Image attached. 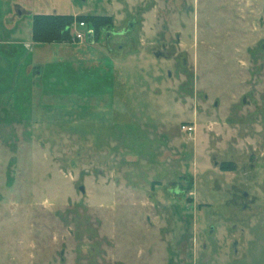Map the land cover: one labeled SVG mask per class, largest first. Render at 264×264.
<instances>
[{"label": "rangeland", "instance_id": "obj_1", "mask_svg": "<svg viewBox=\"0 0 264 264\" xmlns=\"http://www.w3.org/2000/svg\"><path fill=\"white\" fill-rule=\"evenodd\" d=\"M171 2L0 0V264H203L189 244L209 228V264H264V0ZM53 14L114 24L34 44ZM176 33L170 59L150 50Z\"/></svg>", "mask_w": 264, "mask_h": 264}, {"label": "flooded vegetation", "instance_id": "obj_2", "mask_svg": "<svg viewBox=\"0 0 264 264\" xmlns=\"http://www.w3.org/2000/svg\"><path fill=\"white\" fill-rule=\"evenodd\" d=\"M172 2L170 3V5H173L176 9H178L179 8V5H180V3H178V0H171ZM23 13V11L21 10V8H17V14H18V16L19 15H21V14ZM53 15H56V14H53ZM71 16V15H70ZM100 17H111V16H100ZM112 18V17H111ZM113 19V18H112ZM239 22V20L237 19L236 20V23H238ZM250 22H251V20H250ZM113 24H114V20H113ZM113 24H112V26L111 27H102L101 29H99V30H95V28L93 27H90L89 26V29L93 32V44L94 43H96V42H98L102 37L100 36V33H101V31H103V30H105V29H110V28H112L113 27ZM127 25H128V23H127ZM237 27V26H236ZM164 28V27H163ZM238 28V27H237ZM126 31H127V34H126V36H125V39H127L128 41V44H132V42H133V37H132V25H128L127 26V28H126ZM233 32H236V29H235V24L233 25ZM115 33H116V31H115ZM126 33V32H125ZM107 36V35H106ZM114 36V35H113ZM108 37V36H107ZM130 41V42H129ZM178 41H179V36H178V33H176V35L174 36V42L172 43V44H170V45H168V43L166 42V41H162V40H160L159 41V43L156 45V46H151L150 47V50H151V48H153V49H155L156 50V52H155V55H162V57L163 58H165V59H170V54H176V52H177V46H178ZM134 43V42H133ZM71 44H73V43H71ZM125 44V43H124ZM133 45V44H132ZM121 46H123V45H121ZM252 48V47H251ZM255 50V51H254ZM256 52V53H254V52ZM154 53V52H153ZM182 53H183V51H182ZM252 54H253V56H254V59H252L251 61L253 62V65L254 64H258V71H260V72H262L263 73V76H262V74L261 73H258V71H257V73L255 72V71H253V77H254V82L255 83H258V82H261L262 84H264V41H263V43H261V44H259L258 46L257 45H255L252 49H251V51L249 52V55L250 56H252ZM248 66V65H247ZM251 66V65H250ZM249 67V66H248ZM260 74V77H259V79L261 80H259L258 78H257V76L256 75H259ZM250 97L252 98V100L251 101H248V100H245L246 98H242L241 99V102L244 104V105H253V103H254V105H256L257 104V102H258V106L260 105L261 106V98L259 99H257V101H256V98H254L253 97V93H250ZM253 113H255V112H253ZM253 113H250L249 115H248V121H251V120H253V122H251L252 124H253V127H254V129H255V131L257 132V133H259L260 135H261V137H263L264 138V114L263 115H254ZM244 116V115H243ZM241 119H243V117H242V115H240L239 116ZM245 117H247L246 115H245ZM257 120L260 122V124L258 125V124H256L257 123ZM193 128H194V130H195V125H194V123L193 124H190ZM196 131V130H195ZM195 133V132H194ZM261 137H259L260 138V140H262L261 139ZM250 146V145H249ZM252 146H254V145H252ZM256 146V145H255ZM253 147V151H256V149H257V147ZM259 157H260V161H258V159L256 160V161H258V163H257V165L258 166H256V168H254V167H250L251 168V170H254L255 171V173H254V175L256 176V172H259V174H257L258 176H260L261 175V177H262V174H264V173H261V172H263L264 171V169H262L261 168V166H262V164L264 165V163H262L261 164V166H259V162H263L264 161V153H262V154H259ZM227 164V163H226ZM225 166V163H222L220 166H218L220 169L221 168H223ZM259 168V169H258ZM222 170V169H221ZM222 171H226V172H228L229 171V169L228 170H222ZM230 171H232V169L230 168ZM242 175H243V177L244 178H246V179H248V177L249 178H252L254 175L252 174L251 176H247L248 174L245 172V170L243 169V171H242ZM262 179V178H261ZM260 179V180H261ZM257 180H255V182H256ZM244 198L247 200V193H244ZM255 210V209H254ZM255 216V215H254ZM205 230H206V228H205ZM214 232H213V229L212 228H209L208 230H206V232H205V238H202V241L201 242H198L197 243V241H196V243H195V245L194 244H192V242L189 244V248H190V250H193V248H194V246H195V248H196V246H198V248H197V251H198V253H199V256H201V263H203V264H209L211 261H212V259L216 256V255H218V251H220L221 250V243H220V245H219V243H217L216 242V240H215V242H214V240L212 239V238H210L211 237V234H213ZM188 236V235H187ZM198 236H199V234H198ZM183 240H187V238H183L182 239V241ZM232 245H233V243H232ZM231 245V246H232ZM220 246V247H219ZM219 247V248H218ZM232 248V247H231ZM139 251H140V249H139ZM138 253V251L136 250L135 251V253ZM196 252V251H195ZM195 256H196V254H195ZM195 258H197V257H195ZM216 258V257H215ZM214 258V259H215ZM173 262H174V258H171V260L169 259L168 261H167V263L166 264H173ZM225 264H226V262H224ZM227 264H230V262H227ZM235 264H236V262H235Z\"/></svg>", "mask_w": 264, "mask_h": 264}, {"label": "trees", "instance_id": "obj_3", "mask_svg": "<svg viewBox=\"0 0 264 264\" xmlns=\"http://www.w3.org/2000/svg\"><path fill=\"white\" fill-rule=\"evenodd\" d=\"M74 22L86 23L95 30H99L102 27H111L113 19L100 16L33 15L32 42L34 44H71L68 29Z\"/></svg>", "mask_w": 264, "mask_h": 264}, {"label": "built area", "instance_id": "obj_4", "mask_svg": "<svg viewBox=\"0 0 264 264\" xmlns=\"http://www.w3.org/2000/svg\"><path fill=\"white\" fill-rule=\"evenodd\" d=\"M76 26H79L81 28H84L87 26L86 23H78V22H74L70 28L68 29L69 33L71 31V28H74ZM91 30L88 29V31L86 33H81V32H78V31H75V34L74 35H71V40H72V43H75V42H85L87 40V36H88V33L90 32ZM92 40H93V37H92ZM180 131L185 134V135H188V136H192L195 132L194 128L190 125V124H182L180 126Z\"/></svg>", "mask_w": 264, "mask_h": 264}, {"label": "water", "instance_id": "obj_5", "mask_svg": "<svg viewBox=\"0 0 264 264\" xmlns=\"http://www.w3.org/2000/svg\"><path fill=\"white\" fill-rule=\"evenodd\" d=\"M80 1H85V0H80ZM92 37H93V32L90 31V32L88 33V36H87V41H88L89 43L92 42Z\"/></svg>", "mask_w": 264, "mask_h": 264}]
</instances>
